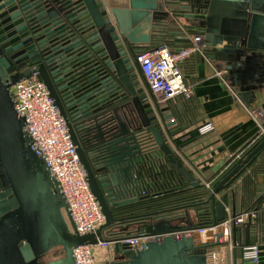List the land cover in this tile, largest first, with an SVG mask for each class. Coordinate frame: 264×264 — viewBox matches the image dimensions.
<instances>
[{"label": "water", "instance_id": "obj_1", "mask_svg": "<svg viewBox=\"0 0 264 264\" xmlns=\"http://www.w3.org/2000/svg\"><path fill=\"white\" fill-rule=\"evenodd\" d=\"M181 17L195 20L209 57L241 95L264 88V0H0V176L15 195L14 210L0 218V264H43L54 248L63 254L45 264H76L74 247L107 240L103 230L121 220H130L137 233L116 239H147L140 248L118 243L111 264H208L209 247L230 243L221 231L210 242H195L193 232L200 227L185 210L113 215L141 200L152 162L168 160L192 187L209 190L212 226L222 225L229 209L222 191L264 152L262 136L214 182L192 161L184 162L189 142L177 136L183 129L171 107L141 86L131 59L151 43L156 29ZM33 75L63 116L105 215L95 233L76 231L58 182L32 148L26 119L15 109L11 86ZM118 90L138 116L137 128L126 129L114 109ZM139 130L148 140L139 138ZM86 140L94 142V151L87 150Z\"/></svg>", "mask_w": 264, "mask_h": 264}, {"label": "built area", "instance_id": "obj_2", "mask_svg": "<svg viewBox=\"0 0 264 264\" xmlns=\"http://www.w3.org/2000/svg\"><path fill=\"white\" fill-rule=\"evenodd\" d=\"M189 39V44L179 48L163 45L155 49H139L134 57L135 66L139 70L138 77L141 74L148 91L161 106H171L179 96L189 98L194 94L193 85L187 81L183 72V64L193 54L199 53L205 58L207 55L203 43L204 36L201 33L194 34ZM225 73L216 71V74L227 83ZM10 89L15 109L26 119L24 129L31 139L32 148L44 159L50 176L57 180L76 231L80 234L97 232L105 223V215L90 188L66 122L45 83L37 75H33L15 83ZM250 114L258 124V137L264 136L263 112L255 108ZM212 128L211 123H206L199 126L198 131L204 135ZM141 131H138L139 138L148 140L147 135ZM181 156L184 162L190 165L187 155L181 154ZM259 215V210L256 208L242 210L234 215L228 213L222 223L227 228L226 238L230 237L232 226L256 221ZM208 228L214 227H201L196 231L203 232ZM146 239L147 237L98 240L96 244L74 247L73 256L76 264H98L96 249H110L113 258L118 243L140 248L141 243ZM233 246L235 247L234 244ZM242 258L248 264H260L259 244L254 242L244 245Z\"/></svg>", "mask_w": 264, "mask_h": 264}, {"label": "crops", "instance_id": "obj_3", "mask_svg": "<svg viewBox=\"0 0 264 264\" xmlns=\"http://www.w3.org/2000/svg\"><path fill=\"white\" fill-rule=\"evenodd\" d=\"M170 21L169 26L174 31L167 37V46L179 48L190 42V36L200 33L203 35L195 27L193 19L181 17ZM206 55L207 58L199 53L193 54L183 64V72L187 81L193 85L194 94L184 102L182 117L185 129L177 136H184L180 143L189 142L185 148L188 159L214 180L227 168V163L235 155L243 154L258 138L259 127L250 111L258 108L264 114V88L256 91L254 96L241 95L229 73L218 61L209 57L208 53ZM216 71L226 72L227 83ZM143 85L146 86V83ZM175 119L178 121L176 117ZM206 123H211L213 128L201 135L198 127ZM223 192L228 194L229 214L233 211L238 213L252 205L264 209V152L222 194ZM185 213L189 214L188 218L193 223L196 222L193 210H185ZM222 232L226 236L227 228H223ZM229 241L226 244L228 246L220 248L227 247L231 264H234L235 241L237 264H248L242 258V248L254 242L260 246V264H264V211L259 220L232 226ZM102 251L104 250L96 249L98 261Z\"/></svg>", "mask_w": 264, "mask_h": 264}, {"label": "trees", "instance_id": "obj_4", "mask_svg": "<svg viewBox=\"0 0 264 264\" xmlns=\"http://www.w3.org/2000/svg\"><path fill=\"white\" fill-rule=\"evenodd\" d=\"M169 23H171V21H168L165 25H163L162 28L156 29L153 34L151 43L145 46H141L140 49H153L168 44L169 40L167 39V37L170 34L172 35V31H174L170 28ZM187 44H189V42ZM189 98L179 96L176 102L171 104V111L174 113V117L178 119V126L183 130L185 129V126L183 122L184 120L182 117V112L184 110V102H187ZM260 138L261 137L256 138L254 143L257 142ZM185 148L183 149L184 152ZM247 149H245L244 151H246ZM201 172L206 178H210L208 177L205 170H202ZM147 174L149 180L146 183L145 193L142 194L141 200L132 206L113 210V215L116 218L140 213L143 211H152L155 209H179L187 211L193 210V212L195 213L196 222H191L195 226L201 228L209 227L214 224L216 219L214 208L211 202L206 201L210 195V192L207 188L192 187L175 170V168L170 164L168 160L158 162L155 159V161L152 162L151 169L147 170ZM218 178L219 176L214 180L211 179V182H214ZM252 208H256L259 210V220L264 209H262L261 206L252 205L245 208L244 210ZM131 226L132 225L130 220H121L119 222H115L114 224H111L109 227L103 230V236L105 239L113 240L120 236H127L137 233V231H135V228Z\"/></svg>", "mask_w": 264, "mask_h": 264}, {"label": "flooded vegetation", "instance_id": "obj_5", "mask_svg": "<svg viewBox=\"0 0 264 264\" xmlns=\"http://www.w3.org/2000/svg\"><path fill=\"white\" fill-rule=\"evenodd\" d=\"M137 52H134V56L136 55ZM134 56H132V64L134 66V71L137 73V68L135 66V61H134ZM108 87H104L103 89H106V93L108 92ZM125 91H117L116 94V99L113 103L114 109L117 110L118 115L120 116V120L124 122L125 128L128 130H132L134 128H137L139 125V120L138 116L134 112L131 104L129 103L128 99H126V93ZM127 116V118H126ZM89 131H86L85 134H88ZM86 146L87 150L89 151H94L95 149V144L93 141L86 140ZM10 186L6 185L4 183V180L0 176V218L2 216L9 214L14 210L12 207V203L14 202L13 198H15V195L13 193H9ZM62 252L61 248H54L52 249L48 256H46L45 260H50V259H55L57 256ZM44 261L43 264L46 263Z\"/></svg>", "mask_w": 264, "mask_h": 264}, {"label": "rangeland", "instance_id": "obj_6", "mask_svg": "<svg viewBox=\"0 0 264 264\" xmlns=\"http://www.w3.org/2000/svg\"><path fill=\"white\" fill-rule=\"evenodd\" d=\"M137 71L139 73L138 68H137ZM139 78H140V80L143 81V78H142L141 74H139ZM142 81H141V83H142L141 86L145 89V91H147L148 90L147 86H144L143 85L144 82H142ZM226 246H228V245H226ZM223 250H225V251L223 252ZM110 251H111L110 249L106 248L104 251H102L100 253L101 257L99 258L100 260L98 261V264H111L113 261H115L112 258ZM207 251L208 252H217V253H219L220 254L219 257L221 256V259L219 260V261H221L220 262L221 264H231V262H230V253L228 252L227 247L220 248V246H214V247H210ZM62 254H63V252H61L57 257L61 256Z\"/></svg>", "mask_w": 264, "mask_h": 264}, {"label": "bare ground", "instance_id": "obj_7", "mask_svg": "<svg viewBox=\"0 0 264 264\" xmlns=\"http://www.w3.org/2000/svg\"><path fill=\"white\" fill-rule=\"evenodd\" d=\"M223 228H226L224 224L219 225L214 228H208L204 230L203 232L196 231L194 232L195 242L197 243L210 242L214 239V236L217 232H220V231L222 232ZM207 259H208V264H219L220 263L219 261L220 257H219V254H217V252H209L207 255Z\"/></svg>", "mask_w": 264, "mask_h": 264}]
</instances>
